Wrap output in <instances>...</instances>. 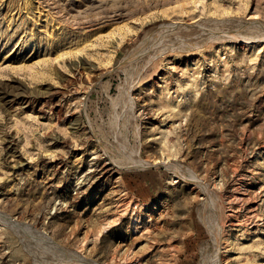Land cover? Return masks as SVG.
<instances>
[{
	"label": "rangeland",
	"instance_id": "374dc122",
	"mask_svg": "<svg viewBox=\"0 0 264 264\" xmlns=\"http://www.w3.org/2000/svg\"><path fill=\"white\" fill-rule=\"evenodd\" d=\"M217 262L264 264V0H0V264Z\"/></svg>",
	"mask_w": 264,
	"mask_h": 264
},
{
	"label": "bare ground",
	"instance_id": "6f19581e",
	"mask_svg": "<svg viewBox=\"0 0 264 264\" xmlns=\"http://www.w3.org/2000/svg\"><path fill=\"white\" fill-rule=\"evenodd\" d=\"M70 80V79H69ZM51 92V91H50ZM54 92V91H53ZM115 165V164H114ZM243 193V192H242ZM235 201V200H234ZM233 201V202H234ZM240 201V200H239ZM248 201V200H247ZM127 206V205H126ZM230 208V207H229ZM256 213V212H255ZM218 254L220 255V253L218 252ZM130 259V258H129ZM218 259V258H217ZM217 264H218V262H217Z\"/></svg>",
	"mask_w": 264,
	"mask_h": 264
}]
</instances>
